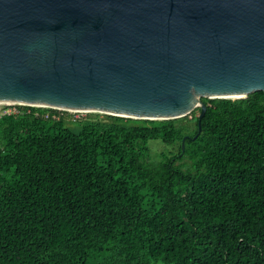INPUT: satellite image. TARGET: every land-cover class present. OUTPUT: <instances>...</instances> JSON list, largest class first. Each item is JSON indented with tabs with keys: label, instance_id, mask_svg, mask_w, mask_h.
Here are the masks:
<instances>
[{
	"label": "trees",
	"instance_id": "16d2710c",
	"mask_svg": "<svg viewBox=\"0 0 264 264\" xmlns=\"http://www.w3.org/2000/svg\"><path fill=\"white\" fill-rule=\"evenodd\" d=\"M202 100L199 133V107L0 113V264H264V92Z\"/></svg>",
	"mask_w": 264,
	"mask_h": 264
},
{
	"label": "water",
	"instance_id": "95a60500",
	"mask_svg": "<svg viewBox=\"0 0 264 264\" xmlns=\"http://www.w3.org/2000/svg\"><path fill=\"white\" fill-rule=\"evenodd\" d=\"M256 91L264 0H0L2 104L149 120L199 107V133L203 98Z\"/></svg>",
	"mask_w": 264,
	"mask_h": 264
},
{
	"label": "rangeland",
	"instance_id": "374dc122",
	"mask_svg": "<svg viewBox=\"0 0 264 264\" xmlns=\"http://www.w3.org/2000/svg\"><path fill=\"white\" fill-rule=\"evenodd\" d=\"M12 104H0V113L4 112V111H12ZM87 114H93L92 117L94 118H103L104 113H97V112H87L85 113L81 118H84L87 116ZM69 127L74 130L77 131L78 128L80 127V123H73L72 125H69ZM149 145V149H150V156L153 159H158L159 158V153L162 151H173L176 152L177 148L176 146H167L165 145L162 141L160 140H149L148 142ZM166 151V152H167ZM157 264H161L160 262H158Z\"/></svg>",
	"mask_w": 264,
	"mask_h": 264
},
{
	"label": "built area",
	"instance_id": "2783aa9c",
	"mask_svg": "<svg viewBox=\"0 0 264 264\" xmlns=\"http://www.w3.org/2000/svg\"><path fill=\"white\" fill-rule=\"evenodd\" d=\"M12 105H13L12 106V111L9 110V111H4L2 113L3 114H10V113L18 112V109L15 106V104H12ZM50 109H54V108H50ZM58 110L62 111V112L66 111V110H62V109H58ZM66 112H68V114H70L69 116H70V119L72 121L79 120L85 114V112H83V111H66ZM35 113H36V116L39 114L38 111H36ZM43 115L45 116V118L51 117L53 119H58V116H59V114H56V113L51 112V111L44 112Z\"/></svg>",
	"mask_w": 264,
	"mask_h": 264
},
{
	"label": "clouds",
	"instance_id": "9594fccd",
	"mask_svg": "<svg viewBox=\"0 0 264 264\" xmlns=\"http://www.w3.org/2000/svg\"><path fill=\"white\" fill-rule=\"evenodd\" d=\"M32 107H36V106H32ZM83 112H85V111H83ZM85 113H87V112H85Z\"/></svg>",
	"mask_w": 264,
	"mask_h": 264
},
{
	"label": "bare ground",
	"instance_id": "6f19581e",
	"mask_svg": "<svg viewBox=\"0 0 264 264\" xmlns=\"http://www.w3.org/2000/svg\"><path fill=\"white\" fill-rule=\"evenodd\" d=\"M0 104H2V103H0Z\"/></svg>",
	"mask_w": 264,
	"mask_h": 264
}]
</instances>
